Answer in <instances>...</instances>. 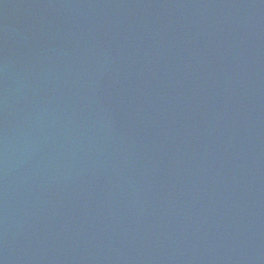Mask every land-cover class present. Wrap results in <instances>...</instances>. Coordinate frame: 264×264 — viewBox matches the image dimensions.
I'll return each instance as SVG.
<instances>
[{
	"label": "water",
	"instance_id": "95a60500",
	"mask_svg": "<svg viewBox=\"0 0 264 264\" xmlns=\"http://www.w3.org/2000/svg\"><path fill=\"white\" fill-rule=\"evenodd\" d=\"M208 0H0V264H113Z\"/></svg>",
	"mask_w": 264,
	"mask_h": 264
}]
</instances>
